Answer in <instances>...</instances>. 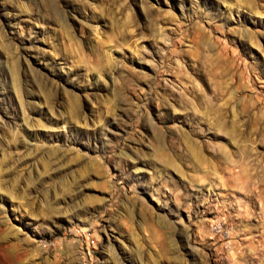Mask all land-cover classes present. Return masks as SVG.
I'll use <instances>...</instances> for the list:
<instances>
[{
    "label": "rangeland",
    "instance_id": "rangeland-1",
    "mask_svg": "<svg viewBox=\"0 0 264 264\" xmlns=\"http://www.w3.org/2000/svg\"><path fill=\"white\" fill-rule=\"evenodd\" d=\"M0 264H264V0H0Z\"/></svg>",
    "mask_w": 264,
    "mask_h": 264
}]
</instances>
